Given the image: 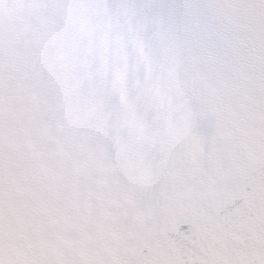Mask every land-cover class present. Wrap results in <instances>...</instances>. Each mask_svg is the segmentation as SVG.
<instances>
[{"label": "snow or ice", "instance_id": "obj_1", "mask_svg": "<svg viewBox=\"0 0 264 264\" xmlns=\"http://www.w3.org/2000/svg\"><path fill=\"white\" fill-rule=\"evenodd\" d=\"M0 264H264V0H0Z\"/></svg>", "mask_w": 264, "mask_h": 264}]
</instances>
